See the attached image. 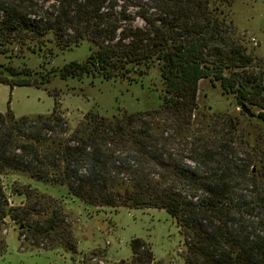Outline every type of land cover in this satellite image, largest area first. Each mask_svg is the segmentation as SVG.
I'll return each mask as SVG.
<instances>
[{"label": "trees", "instance_id": "16d2710c", "mask_svg": "<svg viewBox=\"0 0 264 264\" xmlns=\"http://www.w3.org/2000/svg\"><path fill=\"white\" fill-rule=\"evenodd\" d=\"M109 1L0 0V54L25 58L85 40L91 50L50 69L0 63V84L41 88L56 76L136 82L158 65L160 106L112 118L91 111L75 127L57 99L50 114L0 111V177L27 173L99 210L165 209L183 237V264H264V151L256 143L236 155L238 120L201 113L197 102L200 81L211 78L242 108L264 109V63L239 37L231 0H147V9L137 5L143 25L120 26L102 11ZM130 17L122 11L118 19ZM254 117L264 124V111ZM13 192L26 202L12 206L0 182V256L7 218L28 222L34 242L77 252L63 200L31 186ZM131 248V264L155 263L143 239Z\"/></svg>", "mask_w": 264, "mask_h": 264}, {"label": "rangeland", "instance_id": "374dc122", "mask_svg": "<svg viewBox=\"0 0 264 264\" xmlns=\"http://www.w3.org/2000/svg\"><path fill=\"white\" fill-rule=\"evenodd\" d=\"M147 0H110L106 9L112 21L120 25H143L139 16ZM130 15V21L120 22L121 12ZM230 17L254 57L264 63V0H231L227 7ZM118 19V20H117ZM117 20V21H116ZM125 23V24H124ZM122 31L118 29V34ZM90 42L85 40L80 46L46 54L27 53L25 58L10 59L0 54V63L12 61L15 65L26 62L33 70L62 67L70 61H84L90 54ZM45 63V64H44ZM43 64V65H42ZM162 78L158 65L149 74L136 82L129 80H106L101 76H86L83 79H61L56 76L46 87L15 86L0 84V111L12 110L16 117L25 115L50 114L56 99L61 102L71 127L89 112L112 118L123 110L143 112L156 109L161 104ZM197 102L199 112L206 114H228L239 122L242 146H237L236 155L245 157L244 150L253 152L256 143L264 151V124L254 114L264 111L260 107L246 104L254 114L250 116L238 104L234 94L224 92L220 81L204 78L199 83ZM247 143L250 146H247ZM256 170L258 165L254 164ZM12 206L26 202L24 195L16 194L26 187L59 198L64 201L67 219L72 225L77 242V252L70 253L63 248H51L50 240L34 242L26 231L28 222L5 219L2 235L6 237L8 250L0 256V264H131V243L135 238L147 242L155 255L154 264H183V237L176 221L165 209H112L89 208L78 199L67 194L65 186L51 185L33 179L27 173L11 172L0 177Z\"/></svg>", "mask_w": 264, "mask_h": 264}, {"label": "water", "instance_id": "95a60500", "mask_svg": "<svg viewBox=\"0 0 264 264\" xmlns=\"http://www.w3.org/2000/svg\"><path fill=\"white\" fill-rule=\"evenodd\" d=\"M242 109L247 112L250 116H252L253 113L248 108L244 106Z\"/></svg>", "mask_w": 264, "mask_h": 264}]
</instances>
